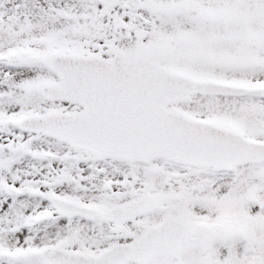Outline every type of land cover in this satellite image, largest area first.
Returning a JSON list of instances; mask_svg holds the SVG:
<instances>
[{
	"label": "snow or ice",
	"instance_id": "1",
	"mask_svg": "<svg viewBox=\"0 0 264 264\" xmlns=\"http://www.w3.org/2000/svg\"><path fill=\"white\" fill-rule=\"evenodd\" d=\"M0 264H264V0H0Z\"/></svg>",
	"mask_w": 264,
	"mask_h": 264
}]
</instances>
